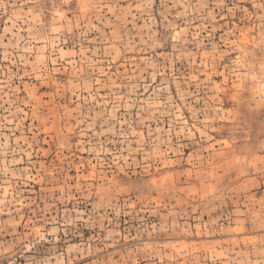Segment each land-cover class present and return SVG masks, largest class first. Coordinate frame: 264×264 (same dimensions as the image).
Returning <instances> with one entry per match:
<instances>
[{
  "label": "rangeland",
  "instance_id": "1",
  "mask_svg": "<svg viewBox=\"0 0 264 264\" xmlns=\"http://www.w3.org/2000/svg\"><path fill=\"white\" fill-rule=\"evenodd\" d=\"M0 264H264V0H0Z\"/></svg>",
  "mask_w": 264,
  "mask_h": 264
}]
</instances>
